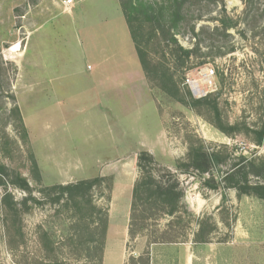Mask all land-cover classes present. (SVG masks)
Returning <instances> with one entry per match:
<instances>
[{
  "label": "rangeland",
  "instance_id": "374dc122",
  "mask_svg": "<svg viewBox=\"0 0 264 264\" xmlns=\"http://www.w3.org/2000/svg\"><path fill=\"white\" fill-rule=\"evenodd\" d=\"M66 1L0 0V264H101L97 221L51 188L99 177L95 206H131L142 152L182 196L171 217L137 205L127 264H264V199L222 180L240 158L264 163V48L242 1L186 0L175 38L189 56L144 28L147 74L120 0ZM222 20L233 22L228 53L212 35ZM205 97L209 107L186 104ZM190 147L224 161L198 174L185 167Z\"/></svg>",
  "mask_w": 264,
  "mask_h": 264
},
{
  "label": "trees",
  "instance_id": "16d2710c",
  "mask_svg": "<svg viewBox=\"0 0 264 264\" xmlns=\"http://www.w3.org/2000/svg\"><path fill=\"white\" fill-rule=\"evenodd\" d=\"M194 1L196 2L197 0ZM241 1L244 5L242 17L244 21H249L250 19V37L253 40H257V43L262 45L264 48V25L261 22L264 19V14H259V10L256 6L258 0ZM187 3L188 1L186 0H120L121 11L131 39L134 42L140 66L146 74L149 55L148 52L142 48L140 44L141 40L139 39V36L142 35L141 33H143L144 28H149V32L152 34L149 40H158L161 38L163 41L167 42V46L175 45L179 51L183 52L186 56H189L190 52L179 47L175 38V35L179 32V25H181V22L184 23L186 21L189 14V12L188 14L186 12ZM232 27V20H222L220 21V26H216L212 30L213 36L221 38L222 42L226 43L222 48H219V53L223 48L226 50L225 53L233 51L231 45L228 50L226 48L228 46L226 38L230 37V34L227 33V31ZM190 29L191 33L194 34V27H191ZM255 52L256 51H254V53ZM164 91L167 92L165 88ZM167 93L174 97V95L169 91ZM208 98L209 97H205L198 100L190 99V101L186 104L194 109L200 105L209 107ZM211 109H213L214 114L218 119L217 123L215 124L214 122V124L222 133H227L224 125L219 120L217 105L213 104ZM256 144L259 146L264 144L263 129L258 134ZM223 161L224 159L220 158V154L218 152L208 153L204 151L202 147H190L185 167L202 175L210 173L213 167H218L219 164L221 165V163H223ZM154 164L155 161L150 154L145 152L139 154L137 165L141 176L132 189L129 235H131V228L134 225L132 222L133 213H135L137 205L142 204L143 206H152L156 210L159 209L161 213L169 217L174 215L179 210V202L182 195L180 191H177V184H169V180L164 182L162 176L156 179L153 176ZM255 167H258L259 170L255 171ZM3 171H5L4 168H0V179H3ZM261 172L264 173V163L257 165L253 161L245 162L244 158H240V160L234 163L224 174L222 180L227 188L235 189L239 195H254L259 199H264V185L259 183H249L250 175L254 177H261ZM16 179L18 181L16 183L22 190H29L26 181L18 177H16ZM103 181L104 180L102 178L98 177L92 180H82L74 184L58 185L51 188L52 191L58 192L59 197H65L68 201L72 202L73 206L79 210L78 212L86 210L89 212V215L97 221L103 240L101 241V252L103 251L104 239L108 225V214L106 210H102L93 204L91 191L95 188H100ZM0 185H2L1 180ZM56 201H58V198ZM5 203L9 209H12V205L9 204L7 200ZM80 207H82V209ZM139 218L144 219L143 216ZM92 243H95L94 238ZM152 243L156 244V242ZM193 243L195 245H199L202 243L205 244L206 242L203 240H197V237H195Z\"/></svg>",
  "mask_w": 264,
  "mask_h": 264
},
{
  "label": "crops",
  "instance_id": "0c3cea01",
  "mask_svg": "<svg viewBox=\"0 0 264 264\" xmlns=\"http://www.w3.org/2000/svg\"><path fill=\"white\" fill-rule=\"evenodd\" d=\"M131 206H109L108 225L101 255V264H127L129 258L127 244L129 242V224ZM153 254H150L148 264H153ZM191 259H185V264H191Z\"/></svg>",
  "mask_w": 264,
  "mask_h": 264
},
{
  "label": "built area",
  "instance_id": "2783aa9c",
  "mask_svg": "<svg viewBox=\"0 0 264 264\" xmlns=\"http://www.w3.org/2000/svg\"><path fill=\"white\" fill-rule=\"evenodd\" d=\"M70 4H71V0H68V1L65 2V6L66 5H70Z\"/></svg>",
  "mask_w": 264,
  "mask_h": 264
}]
</instances>
